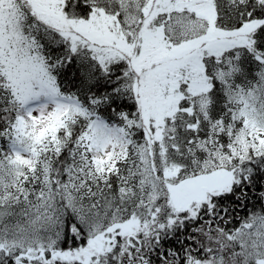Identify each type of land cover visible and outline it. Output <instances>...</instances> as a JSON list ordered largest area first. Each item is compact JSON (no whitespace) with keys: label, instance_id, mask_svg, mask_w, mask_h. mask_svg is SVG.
I'll return each mask as SVG.
<instances>
[{"label":"snow or ice","instance_id":"obj_1","mask_svg":"<svg viewBox=\"0 0 264 264\" xmlns=\"http://www.w3.org/2000/svg\"><path fill=\"white\" fill-rule=\"evenodd\" d=\"M0 264H264V0H0Z\"/></svg>","mask_w":264,"mask_h":264}]
</instances>
